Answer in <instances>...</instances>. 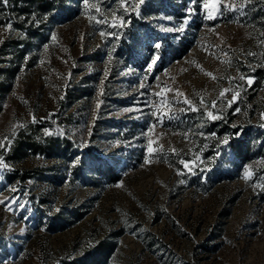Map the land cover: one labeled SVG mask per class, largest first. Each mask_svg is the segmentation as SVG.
Segmentation results:
<instances>
[{"label":"rangeland","instance_id":"obj_1","mask_svg":"<svg viewBox=\"0 0 264 264\" xmlns=\"http://www.w3.org/2000/svg\"><path fill=\"white\" fill-rule=\"evenodd\" d=\"M123 2L0 7V47L21 54L0 50V200L20 201L0 204V261L89 264L103 242L105 264H264V0H200L187 24L189 0ZM225 89L207 119L200 98Z\"/></svg>","mask_w":264,"mask_h":264},{"label":"snow or ice","instance_id":"obj_2","mask_svg":"<svg viewBox=\"0 0 264 264\" xmlns=\"http://www.w3.org/2000/svg\"><path fill=\"white\" fill-rule=\"evenodd\" d=\"M198 2H200V0H189V3L191 5V7H189L186 10V17H185L184 21L182 22L183 24H187L190 21V19L192 18V16L196 14V7L195 6H196V4ZM82 3L87 4L88 3V0H82ZM144 3H145V0H138V3H136V4H134L132 6L133 7V11H138L140 5H142ZM217 3H218V0H203L202 7L204 9H215L217 7ZM121 4H122V7H124L125 11H127L128 5L126 3H124L123 0H121ZM0 6H2V7H8L9 6V0H0ZM226 7L227 6H225V8ZM96 10L99 11L98 8ZM231 10L234 11V12L237 11V9L235 7H233ZM223 15H224V8H222L220 10V12L218 13L217 16H213L210 12H207L206 13V19L207 20H214V19L222 18ZM18 19H20L22 21H27L29 23H39V21L36 19L35 14H32L31 18H29V17H19ZM97 22L99 23L101 21H97ZM124 23H126V22L125 21H121L120 26L122 27L124 25ZM111 26L112 27H116L115 24H113ZM5 27L11 28V22H8L5 25ZM165 30L166 31H172L173 29L172 28H167ZM176 31L177 32H183L184 31V27L181 26V27L177 28ZM100 35L101 36H104L105 33L104 32H101ZM51 39L52 40H55L56 39L55 35L51 36ZM45 47H46V45H45ZM153 47L156 48V49H159V48H161V44L159 42H157V43H155L153 45ZM248 54L249 55H254V53H248ZM159 58H160L159 57V54L157 53V54H155V58H153V59L150 60V62L147 65V69H148L149 72L155 66V64L157 63V60ZM239 79L244 80V79H246V77L245 76H241ZM252 82L253 81L251 79H247V84L250 85V84H252ZM140 87L143 88L144 85L141 84ZM239 87H240V85H237V88H239ZM228 91H230V89H225L224 91H221L219 93L218 100L212 101L211 104H210V106L205 102V100H204L203 97L200 98V104L205 109L206 118L207 119H210V120L223 119V117L221 115L214 114V110H217L218 109V102L219 101H224L225 106H227L229 108L232 106V104L234 102H236L238 93L233 94L231 100H225V95H226V93ZM177 95H183V94L182 93H177ZM184 104L188 106V110L189 111H199L200 110L198 108L192 107L191 101L187 100L186 98L184 100ZM96 107H97V109H99L100 104L98 103ZM134 110L135 111H140V109H138V108H135L134 109L133 107H129V108H126L125 109V112H132ZM180 111L183 112V111H185V109L181 108ZM233 111L234 112H239L240 109H239V107H237ZM153 115H156V114L153 113ZM173 118L174 117L172 115H169V117H168L169 120H172ZM157 119L159 121V118L158 117H157ZM233 127H237V126L233 125ZM46 135H52V133L46 132ZM201 135H203V133ZM210 135L213 136V137H215V133H212ZM218 144L228 145L229 144V137L228 136H224L221 140H218ZM8 147H9V145L7 144L6 141L3 142V143H0V148L7 150ZM152 150L153 149H152L151 144H150L149 145V148H148V151L149 152H152ZM78 163H79V160L78 159L75 160V161H73L72 167H75ZM181 163H184V162L181 161ZM185 166L187 167V165H185ZM7 167H8V165L3 161L2 156H0V168H7ZM248 174L249 173L246 172V177H247ZM13 201L15 202V205L19 206L20 201L19 200H16L14 197L9 198L7 201L0 200V204H4L7 207L8 210H11V208L8 207V205H11L13 203ZM0 264H4V262L3 261H0Z\"/></svg>","mask_w":264,"mask_h":264},{"label":"trees","instance_id":"obj_3","mask_svg":"<svg viewBox=\"0 0 264 264\" xmlns=\"http://www.w3.org/2000/svg\"><path fill=\"white\" fill-rule=\"evenodd\" d=\"M23 2L26 5L24 7H21L19 5L16 6L14 4V8L12 11L15 13V15H17V17L20 16V14L26 13L28 7H31L32 5L36 9V12L38 13V15L49 14V12L54 8L55 4L57 3L64 4L66 0H23ZM0 23H2L1 20H0ZM7 45L9 44L7 42H4L3 45L0 47V50L4 51ZM17 45H18L17 42L14 41L9 46L10 48L13 47V52H15L16 57L19 58L21 54H17V53H19L20 51H16L14 48V47H17ZM15 69H10V70L5 71V73H7L6 77H8L6 78L7 81L9 80L11 76H13V74L15 73ZM4 91H5L4 84H1L0 93ZM29 146L32 148V145H29ZM232 154H235V155L237 154V156H240L238 152L233 151ZM104 171L106 175L111 177L109 178L110 182L115 183L120 179V177L116 174L115 170L112 167H107L105 168ZM112 248H113V245L110 243H103V242L98 243L96 246L92 248V251L89 253V264H105ZM78 264H83V262L82 263L79 262Z\"/></svg>","mask_w":264,"mask_h":264}]
</instances>
